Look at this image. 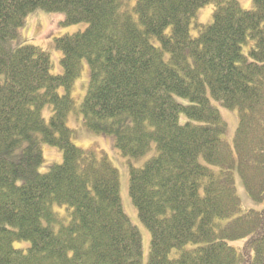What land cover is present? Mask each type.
<instances>
[{"label":"trees","instance_id":"obj_1","mask_svg":"<svg viewBox=\"0 0 264 264\" xmlns=\"http://www.w3.org/2000/svg\"><path fill=\"white\" fill-rule=\"evenodd\" d=\"M209 3L214 20L193 37L192 19ZM254 5L0 0V264H143L120 172L74 143L72 111L126 156L154 150L142 167L130 165V195L152 236L146 264H264V208L245 209L235 179L264 204V0ZM37 10L87 23L56 39L62 73L51 72L46 50L21 43ZM83 62L91 76L77 106ZM220 107L238 111L233 143ZM43 143L64 159L40 173Z\"/></svg>","mask_w":264,"mask_h":264},{"label":"rangeland","instance_id":"obj_2","mask_svg":"<svg viewBox=\"0 0 264 264\" xmlns=\"http://www.w3.org/2000/svg\"><path fill=\"white\" fill-rule=\"evenodd\" d=\"M136 0H133L135 3ZM241 7L244 9H253L255 8L254 0H238ZM215 11V5L213 3H209L199 8L196 13V16L192 19L190 34L193 37H197L199 35V28L196 26L197 24L201 25H209L213 22V14ZM66 15L62 12H46L42 10H37L36 12L30 14L27 19L24 27L21 30V43H31L33 45H37L48 53H50L52 60L51 72L53 74H59L63 72L61 60L63 53L56 46V39L64 36L70 35L80 30H84L87 28V23H77V24H66ZM171 29H168L170 32ZM156 43L157 40H154ZM90 66L87 62H83V68L80 76L75 80L72 96L76 101V105L79 106L84 97L86 95L89 82H90ZM60 93L63 94L65 92L64 88L59 89ZM177 99L181 102L187 103L188 99L177 97ZM220 111L222 116L224 117L227 123V130L223 134V136L233 143L234 135L236 132V128L238 125V111L230 110L225 107H220ZM51 107L48 106L44 110V116L49 119L51 115ZM185 119L182 116V121ZM68 125L75 130L74 143L83 149H93L100 156L106 155L109 160L113 163V165L118 168L120 172V180H121V199L122 205L125 213L129 217V219L139 227L142 233L143 240V257L142 263L146 264L151 250V232L148 228L142 223L138 209L135 206L131 195H130V165L132 164L135 167H142L145 162L153 155L154 150H151L146 155L139 158H132L124 155L115 145L114 137L106 134H97L87 130L84 126L83 117L81 114L72 111L68 116ZM42 150L44 154V162L39 168L40 173L47 172L53 164L62 163L64 159L63 151L55 146H51L49 144L43 143ZM236 186L239 196L242 199V205L245 209H257L262 210L264 208V204L253 201L247 194L245 186L238 172H235ZM56 210L66 211V207L62 206L61 208L56 204ZM234 215L230 219L236 217ZM230 219H226L225 221H229ZM56 229L59 227L56 226ZM245 242V239H239L237 241L231 242L232 245L240 246ZM24 245H28V242H16V247H21ZM179 254V251L174 250L171 253V257H176Z\"/></svg>","mask_w":264,"mask_h":264}]
</instances>
